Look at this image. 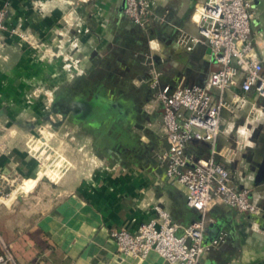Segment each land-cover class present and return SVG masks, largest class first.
<instances>
[{
	"label": "crops",
	"instance_id": "crops-1",
	"mask_svg": "<svg viewBox=\"0 0 264 264\" xmlns=\"http://www.w3.org/2000/svg\"><path fill=\"white\" fill-rule=\"evenodd\" d=\"M148 1L157 20L141 28L125 16V0H90L80 8L75 0H0L10 28L40 45L14 35L0 49V172L14 181L12 190L20 186L0 210V236L23 264H169L155 252L125 259L113 230L136 232L158 217L157 207L183 228L200 218L187 204V188L168 178L159 159L167 149L163 106L149 67L153 59L173 86L209 81L218 69L210 47L199 43L187 52L177 45L183 32L195 34L193 12L203 0ZM252 2V39L264 63V0ZM237 93L246 101L222 112L218 140L234 159H217L238 185L255 190L262 214L213 208L207 239L224 241L205 264H264V183H254L264 164V100L240 89L224 99ZM33 138L68 162L59 184L38 177L27 148ZM189 153L207 157L210 146L195 143Z\"/></svg>",
	"mask_w": 264,
	"mask_h": 264
},
{
	"label": "built area",
	"instance_id": "built-area-1",
	"mask_svg": "<svg viewBox=\"0 0 264 264\" xmlns=\"http://www.w3.org/2000/svg\"><path fill=\"white\" fill-rule=\"evenodd\" d=\"M89 1L75 0V6L80 8ZM124 14L141 28L157 20L148 0H125ZM255 17L252 0H203L196 3L193 12L196 32H183L177 45L187 52L199 43L210 47L218 69L204 86L164 83L151 58L150 82L157 89V98L163 106L162 133L167 144L159 159L166 164L168 178L187 188V204L199 212L200 218L183 228L165 210L157 207L158 217L143 224L136 232L113 230L118 253L125 259L145 260L155 252L169 264H205L206 255L224 241V236L211 241L207 239L208 226L212 221L209 213L213 208L228 205L242 213L262 214L255 190L238 185L217 159L218 156L234 159L229 150L218 149L222 112H235L246 101L237 93L228 102L224 99L225 92L240 89L243 94L254 92L257 98L264 100V63L252 39ZM7 21L8 10L0 8V49L6 46L8 36L14 35L33 47L40 46L30 34L10 28ZM215 90L220 93L219 99L214 96ZM252 110L254 115L258 102L252 103ZM195 143L209 144V156L189 153V147ZM27 148L29 155L38 163V177L59 184L69 171V164L61 152L40 138L30 140ZM13 185L14 181L0 172V210L20 191V186L12 190ZM262 188L264 190V184ZM182 229L183 233L179 234ZM0 264H23L1 236Z\"/></svg>",
	"mask_w": 264,
	"mask_h": 264
},
{
	"label": "water",
	"instance_id": "water-1",
	"mask_svg": "<svg viewBox=\"0 0 264 264\" xmlns=\"http://www.w3.org/2000/svg\"><path fill=\"white\" fill-rule=\"evenodd\" d=\"M254 183L256 186L262 185L264 183V164L260 166L259 174L255 178Z\"/></svg>",
	"mask_w": 264,
	"mask_h": 264
}]
</instances>
